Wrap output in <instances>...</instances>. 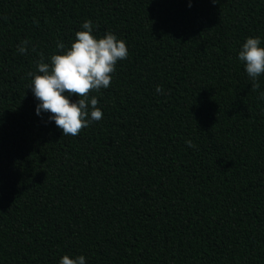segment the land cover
<instances>
[{
	"label": "trees",
	"instance_id": "trees-1",
	"mask_svg": "<svg viewBox=\"0 0 264 264\" xmlns=\"http://www.w3.org/2000/svg\"><path fill=\"white\" fill-rule=\"evenodd\" d=\"M85 20L129 54L89 93L103 118L64 135L27 73ZM249 36L264 46V0H0V264H264Z\"/></svg>",
	"mask_w": 264,
	"mask_h": 264
},
{
	"label": "clouds",
	"instance_id": "clouds-1",
	"mask_svg": "<svg viewBox=\"0 0 264 264\" xmlns=\"http://www.w3.org/2000/svg\"><path fill=\"white\" fill-rule=\"evenodd\" d=\"M218 0H212L216 4ZM29 41H21L17 51L25 54ZM124 40L112 32L103 36L94 34L93 22L85 20L81 30L75 32L70 46L57 41L56 51L45 61L43 55L36 62L35 71H29L31 79L27 89L37 101L35 114H47L49 122L62 130L64 135H77L82 128H87L103 118L102 110L97 107L98 99L90 96V91L99 92L107 89L112 80L118 60L128 56ZM238 61L253 82L264 74V46L260 36H249L240 45ZM156 92L161 93L160 86ZM76 99L73 100V95ZM264 98V93H261ZM191 146V141H186ZM58 264H87L84 255L60 257Z\"/></svg>",
	"mask_w": 264,
	"mask_h": 264
}]
</instances>
